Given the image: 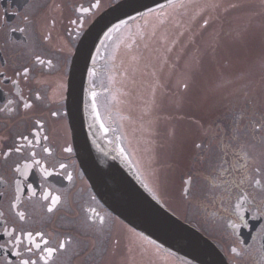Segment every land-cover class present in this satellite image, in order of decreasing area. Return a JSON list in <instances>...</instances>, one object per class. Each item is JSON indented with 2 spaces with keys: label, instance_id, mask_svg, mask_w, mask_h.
I'll return each mask as SVG.
<instances>
[{
  "label": "rangeland",
  "instance_id": "1",
  "mask_svg": "<svg viewBox=\"0 0 264 264\" xmlns=\"http://www.w3.org/2000/svg\"><path fill=\"white\" fill-rule=\"evenodd\" d=\"M183 2L199 7L186 12L166 4L162 11L169 19L163 26L162 16L147 18V25L138 17L113 35L106 58L108 83L116 87L110 119L123 137V152L152 191L188 220L228 237L227 225L213 213L220 211L216 201L228 193L217 182L235 184L242 173L228 161L218 167L219 162L222 158L242 161L247 153L256 166H264V115L260 113L264 112V0ZM205 4L217 7L204 8ZM233 4L236 7H230ZM191 12L198 15L189 24ZM204 19L209 23L201 27ZM177 21L183 27H174ZM153 26L157 38L167 32L177 39L165 64L153 55L157 40L137 35L139 27L147 37ZM178 31L183 35L176 36ZM184 81L189 83L186 91L181 86ZM247 165L251 169L255 164L249 159ZM188 174L192 186L190 197L185 198L182 177ZM79 225L90 229L84 218ZM105 229L90 245L80 241L84 235L77 232L72 253L87 245L83 260L91 264L102 255L105 264H190L145 239L133 226L120 223L117 242ZM255 263L264 264L260 258Z\"/></svg>",
  "mask_w": 264,
  "mask_h": 264
},
{
  "label": "flooded vegetation",
  "instance_id": "2",
  "mask_svg": "<svg viewBox=\"0 0 264 264\" xmlns=\"http://www.w3.org/2000/svg\"><path fill=\"white\" fill-rule=\"evenodd\" d=\"M117 1L100 0L98 8L83 14L85 22L77 35L76 26L69 23L70 19H76L79 15L76 9L90 8L96 0H0V73H2L0 76V244L9 240V236L3 232L4 227L10 230L15 228L17 233L21 229L42 231L46 237L52 238V246H55L56 241L67 237L72 241L77 232L84 235L80 241L84 240L90 245L96 236L99 238V231L106 227L108 235L114 241L118 240L115 237L120 235V223L124 222L97 198L84 168L86 163L94 173H102L107 177L106 171L112 172L117 166L115 160L117 155L107 154L106 149L120 153L122 149L119 132L114 129L115 126L110 119L112 106L116 104L114 100L116 87L108 83L109 78L106 74V58L107 55L109 56L108 49L112 48L113 41H106V46H101L100 40L104 39V35L92 53L89 69H94L95 75L90 76L89 70L85 69L84 79L73 82L77 90L75 106L72 110L68 106L69 91L72 87L69 83L70 69L76 46L91 23ZM53 17L56 19V24L51 29V40L44 41L42 36L47 30L46 21ZM20 29L24 31L21 32ZM69 29L73 30L69 32ZM97 48L100 49L98 54ZM35 55H40L45 60L51 59L52 65L41 66L34 63ZM25 66L32 69L28 78L25 80L23 76H15V73L22 71ZM6 78L16 79L18 83L13 85L11 80ZM112 78L114 81V74L111 80ZM37 91L42 96L40 100L35 99ZM90 91L97 93L96 110L100 113V120H97L93 114ZM77 93L81 96L77 97ZM21 97L30 100L34 105L33 108L25 110ZM52 112L59 113V116L53 117ZM38 118L44 121L45 134L49 136L45 146L53 149V156L47 158V166L53 171V176L45 180L42 179L38 168L31 170L27 183L38 189V195L29 198L27 193L22 194L18 208L12 209L10 204L15 195L13 182L18 178L13 171L14 162H23L30 149L23 155L13 154L8 160L2 158V150L14 146L17 136L29 135L33 121ZM101 121L109 129L108 132L105 133L100 127ZM67 145L72 146V153L62 151ZM35 150L43 155L41 149ZM249 159L255 164L251 169H249L250 165L241 167L245 164V160L233 162L231 159L222 158L218 167L228 161V165L240 169L242 175L234 180L235 184L232 180L228 186L214 181L210 186L217 182V186L225 188L228 192L226 196L216 201L220 211H213L218 214L216 218H222L227 225L228 237L217 229L210 228L211 230L207 231L195 221H190L219 246L230 264H256L255 260L258 258L264 262V194L261 192L264 189V180L254 171L257 167L255 158ZM56 161L68 165L64 177L71 173L73 177L71 182L58 175L61 171L58 164L53 169L52 166ZM96 176L100 181L98 174ZM255 180H260V184L256 185ZM45 190L50 196L61 197V202L52 214L46 212L48 202L41 199ZM89 208H94L105 217L103 225L99 222L93 225L87 220V216L91 214L87 211ZM17 211L27 213L25 222L19 221ZM241 216L245 222H241ZM83 218L90 226L88 231L79 225ZM232 224L238 227L234 229ZM124 225L128 226L126 223ZM28 243L22 238L18 249L22 253L20 257L14 255L17 251L15 248H0V264H19L20 259L28 258L25 251ZM86 247L87 245L79 252L80 254L74 255L71 243L67 251L56 255L51 264H91L83 260L88 255L85 253ZM233 247L237 248V253L231 251ZM37 257L38 252L32 256V259ZM105 258L102 255L96 264L107 263Z\"/></svg>",
  "mask_w": 264,
  "mask_h": 264
},
{
  "label": "snow or ice",
  "instance_id": "3",
  "mask_svg": "<svg viewBox=\"0 0 264 264\" xmlns=\"http://www.w3.org/2000/svg\"><path fill=\"white\" fill-rule=\"evenodd\" d=\"M168 6L171 8H180L184 9L186 12L189 8L199 7L198 5H192L191 2L188 4H185L183 0H180L179 3L174 4L173 0H167ZM100 6V0H96L95 3L91 5L90 8H79L75 11L79 13L77 15L76 19H70L69 23L71 25L76 26L75 31L77 35H79V31L81 29V26L85 22L84 15L85 13L91 12L92 9H96ZM57 7H59L57 5ZM163 5H158L157 8L160 9V11H157V9L148 8L146 12H137V17H139L141 20H144L145 25L148 24L149 17L152 16H162L163 18L160 19L159 23L161 26L164 25L165 21L169 19L168 14L163 13ZM204 8H213L217 7L215 4H205L203 6ZM230 7H236L235 4L230 5ZM203 10V9H201ZM189 15V24L191 21H195L198 13L191 12L187 13ZM137 17H128V20H120L119 23L113 24L112 27L108 28V30L104 33V39L100 40L101 46H106L105 42L110 41L113 39V34H119L121 31L129 26V21H135ZM209 21L207 19L203 20V24L201 27L208 25ZM56 19L53 17L52 19L46 21V28L47 30L42 36V39L44 41H50L51 40V29L55 27ZM179 25L180 27H183V25H180V22L177 21L176 27ZM73 29H69V32H71ZM19 31L23 32L24 29H20ZM137 35L141 38H147V39H156L159 47L155 50H153V55L155 58L161 63L165 64L167 60L169 59L168 53H171L173 51V45L176 44L177 39L176 37L170 36L167 32L160 35L157 38V28L156 26H153L151 33L148 34L147 37H145V30L141 28H137ZM183 35L182 32H177L176 36ZM133 43H136V41H133ZM119 47V45H117ZM126 48H131L132 44H126ZM147 47V46H146ZM100 49L97 48V54L99 53ZM137 56H132L133 61H137ZM33 62L36 64H39L41 66H51L52 60L48 59L45 60L41 58L40 55H35L33 58ZM95 63V59L93 60ZM32 69L28 66H25L22 68V71H17L15 73V76L20 77L23 76L26 80L31 73ZM154 75V73H152ZM89 75L94 76L95 70L89 69ZM0 76H2V73H0ZM11 80V83L13 85H16L18 83V80L6 78ZM181 86L186 91L189 88V83L187 81L181 82ZM155 89H153V92ZM91 96V105L93 108V114L97 120H100V113L96 110V97L97 93L95 91H90ZM35 99L40 100L42 99V96L39 91L35 93ZM21 100L23 101V108L25 110H29L33 108V103L26 99L21 97ZM11 103V101L9 102ZM11 111V109H8ZM51 115L53 117L59 116V113L52 112ZM100 127L103 129V131L106 133L109 131L107 127L104 126L103 122L101 121ZM49 140V136L45 134V123L42 119H35L33 121V127L30 130L29 135H19L16 137L14 141V146L8 147L6 150H2V158L4 160H8L13 154L16 155H23L26 150L28 151V155L24 158L23 162L17 161L14 162L13 171L18 175V178L14 180V190L15 195L14 199L10 204V207L12 209L18 208V202L21 199V195L24 193H27L29 198H35L38 195V189L33 187L32 184L27 183V178L29 176V173L34 168H38L39 172L41 173L42 179L48 178L53 176V171L49 169L47 166V158L53 156V149L49 146H45V142ZM41 149L42 156L40 153H38L35 149ZM62 151L64 153H72L73 148L71 145H67L62 148ZM121 152H123V149H121ZM40 156V158H38ZM245 164L241 167H246L248 163V154L245 153L244 155ZM58 164V168L61 170L58 175L64 177V172L67 170L68 165H66L63 162L56 161V164H54L52 167L55 169L56 165ZM255 173L257 175L264 176V166H257L254 169ZM69 182L73 180L72 174L68 173L66 177ZM243 183V181H241ZM255 184L259 185L260 180H255ZM41 187H43L41 185ZM147 187V185H146ZM151 191V189H149ZM41 199L43 201L48 202L46 206V212L48 214H52L55 212L57 205L61 202V197L59 195H49L48 191H43L41 195ZM239 207V206H238ZM89 213H91L89 216H87V220L90 221L93 225H95L97 222H99L100 225H103L105 223V217L101 216L94 208H89L87 210ZM16 215L20 222H25L27 219V213L25 211H17ZM241 222H245L243 220V216L240 217ZM232 228H237L238 225L232 224ZM3 232L5 235L9 236V240L6 241L4 244H0V248L10 247L15 248L17 251L14 253L16 257L22 256V253L18 250L21 246L22 238L26 239L29 243L28 246L25 248L26 253L28 254V258L20 259L19 264H51V262L54 260L56 255H58L61 252L67 251L68 245L71 244V238L67 237L65 239H61L55 242V246L53 245V240L51 237H46V234L42 231H25L23 229L20 230L19 233L16 232V229H9L7 227L3 228ZM14 236V239L12 237ZM154 243V242H153ZM233 253H237V248L233 247L231 249ZM38 252L37 259H32L33 255H36ZM239 254V253H238Z\"/></svg>",
  "mask_w": 264,
  "mask_h": 264
},
{
  "label": "water",
  "instance_id": "4",
  "mask_svg": "<svg viewBox=\"0 0 264 264\" xmlns=\"http://www.w3.org/2000/svg\"><path fill=\"white\" fill-rule=\"evenodd\" d=\"M165 3L167 0H121L105 11L81 39L72 64V82L82 79L90 51L107 28L129 16H137V12H146L148 8ZM112 174L118 182L120 194L116 195L111 190L103 191V194L106 205L120 218L164 249L194 264H227L211 241L180 221L155 198L137 188L120 169L116 167Z\"/></svg>",
  "mask_w": 264,
  "mask_h": 264
}]
</instances>
